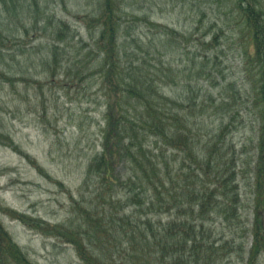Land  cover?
Masks as SVG:
<instances>
[{"label": "trees", "instance_id": "obj_1", "mask_svg": "<svg viewBox=\"0 0 264 264\" xmlns=\"http://www.w3.org/2000/svg\"><path fill=\"white\" fill-rule=\"evenodd\" d=\"M131 1L96 0L95 13L85 17L86 25L96 32L93 49L86 54L78 50L80 60L71 69H77L83 82L98 74L108 98L102 152L88 166L80 189L83 201L71 196L77 218L62 224L29 223L1 205L0 213L72 246L83 264H260L264 256V0H205L227 6L235 27L215 23L200 37L203 20L193 32L180 33L147 14L135 13ZM62 29L69 28L62 22L59 36ZM144 29L149 36L139 35ZM226 33V40L229 36L240 40L254 78L250 99L241 98L256 120L255 156L247 164L253 179L247 203L250 216L244 214L249 206L240 180L245 164L231 141L241 111L229 97L221 96L215 113L224 115L219 126L209 131L201 117L209 113L205 95H210L196 89L201 80L194 82L195 74H187L171 60L175 51L191 52L190 44L196 54L200 47L215 50ZM50 51L57 64L58 48L53 45ZM196 54L192 70L206 77L218 56L212 50ZM86 59L95 60L94 73H84ZM0 78L14 81L1 72ZM172 86H180L179 96L167 94ZM229 88L237 89L236 83L225 89ZM0 143L12 144L1 134ZM0 264H35L1 220Z\"/></svg>", "mask_w": 264, "mask_h": 264}, {"label": "rangeland", "instance_id": "obj_2", "mask_svg": "<svg viewBox=\"0 0 264 264\" xmlns=\"http://www.w3.org/2000/svg\"><path fill=\"white\" fill-rule=\"evenodd\" d=\"M130 6L135 13L147 14L180 33L193 32L201 19L198 37L209 33L215 23L235 27L227 6L218 7L205 0H132ZM96 8V0H0V30L4 37L0 72L14 80L8 83L0 78V134L12 143H0V205L24 216L29 223L62 224L77 218L71 196L83 201L80 189L88 166L103 149L108 98L100 76H89L83 82L77 69L71 72L75 60H80L78 50L86 54L93 49L96 32L86 25L85 17L93 15ZM62 22L69 29H62L59 36ZM139 35L150 34L144 29ZM226 39L227 33L217 49L200 47L197 54L188 43L191 52L175 51L171 60L187 74H195L194 82L201 80L196 89L211 96L205 95L210 108L208 115L201 117L209 131L219 126L224 115L215 113L221 96L229 97V102L241 111L231 141L245 164L246 173L240 180L245 206H249L253 179L247 164L255 156L256 120L251 107L242 103L253 93L254 78L240 40L231 36ZM184 44L187 46V42ZM53 45L59 50L57 64L50 51ZM207 50L218 58L208 76L198 77L192 70V57ZM83 62L88 67L84 73L95 72V60ZM229 83H236L241 96L236 88L225 89ZM166 91L170 96L181 94L180 86ZM244 214L250 216V206ZM13 218L0 213L5 229L33 263L83 264L72 246ZM260 264H264V256Z\"/></svg>", "mask_w": 264, "mask_h": 264}]
</instances>
